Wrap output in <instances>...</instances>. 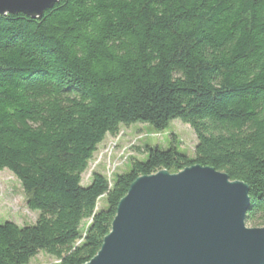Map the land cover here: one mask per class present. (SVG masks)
Returning a JSON list of instances; mask_svg holds the SVG:
<instances>
[{"label": "trees", "instance_id": "obj_1", "mask_svg": "<svg viewBox=\"0 0 264 264\" xmlns=\"http://www.w3.org/2000/svg\"><path fill=\"white\" fill-rule=\"evenodd\" d=\"M172 120L193 130L194 158L146 146L112 184L81 186L107 135ZM195 165L246 184L245 223L264 227V0H58L37 19L0 15V172L38 213L0 225V264L88 263L137 178Z\"/></svg>", "mask_w": 264, "mask_h": 264}, {"label": "water", "instance_id": "obj_2", "mask_svg": "<svg viewBox=\"0 0 264 264\" xmlns=\"http://www.w3.org/2000/svg\"><path fill=\"white\" fill-rule=\"evenodd\" d=\"M58 0H0V15L40 18ZM249 189L210 167L137 178L86 264H264V227L249 228Z\"/></svg>", "mask_w": 264, "mask_h": 264}, {"label": "rangeland", "instance_id": "obj_3", "mask_svg": "<svg viewBox=\"0 0 264 264\" xmlns=\"http://www.w3.org/2000/svg\"><path fill=\"white\" fill-rule=\"evenodd\" d=\"M174 143L180 153L189 158H194L197 138L190 126L179 120L169 122L162 132H156L151 126L134 124L130 127L121 126L117 136L107 135L98 145L97 151L88 167L82 174L81 186L90 184L93 174H99L112 184L116 175L127 173L130 169L131 159L143 161L144 155L136 151L143 150L146 146L168 149ZM106 207L105 198H101L96 206V211ZM38 213L28 210L26 197L16 178L7 170L0 172V225L6 222L18 226H32ZM90 220L83 221L80 232L84 234ZM249 227V225H246ZM250 228V227H249ZM29 264H58V261L44 253H39L32 258Z\"/></svg>", "mask_w": 264, "mask_h": 264}]
</instances>
